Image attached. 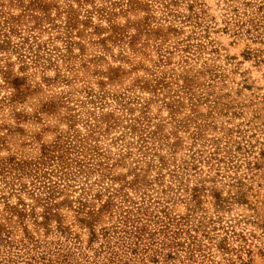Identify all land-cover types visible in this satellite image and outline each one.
<instances>
[{
  "label": "rangeland",
  "instance_id": "rangeland-1",
  "mask_svg": "<svg viewBox=\"0 0 264 264\" xmlns=\"http://www.w3.org/2000/svg\"><path fill=\"white\" fill-rule=\"evenodd\" d=\"M242 2L0 0V165L9 164L0 174V235L53 248L66 239L60 225L86 242L87 221L100 230L144 196L152 207L215 220L217 233H229L233 252L215 250L205 264H264V23L250 35L237 33L228 23L232 10L252 11ZM156 81L153 98L141 85ZM147 104L154 124L183 139L174 159L158 150L169 159L162 170L116 140L128 108L138 116ZM111 111L121 127L99 133L94 125ZM214 140L228 146L220 170L197 163L180 178L170 175L192 161L191 147L208 151ZM45 149L64 151L71 165L55 214L40 224L39 170L16 168ZM137 174L144 180L138 193L124 185ZM195 188L199 200L192 199Z\"/></svg>",
  "mask_w": 264,
  "mask_h": 264
},
{
  "label": "trees",
  "instance_id": "trees-1",
  "mask_svg": "<svg viewBox=\"0 0 264 264\" xmlns=\"http://www.w3.org/2000/svg\"><path fill=\"white\" fill-rule=\"evenodd\" d=\"M242 4L251 7L252 11L244 9L245 12L242 13L240 9L234 8L232 10L234 18L228 23L237 33L250 35L253 29L262 28L260 22L264 23V0L258 4H256V0H243ZM199 17L197 13L196 21ZM169 29L178 31L177 28L169 27ZM159 84V81L145 82L141 88L149 91L153 98H157L159 97ZM125 104L127 102H124L123 106ZM167 107L171 106L167 104ZM148 109V104L144 105L141 114L134 116L132 115L134 109L128 108L129 116L126 113L123 115L125 118L122 119V122L126 120L128 124L122 126L125 130L116 136V140L124 142L121 146L125 148L124 152L131 154L133 149L137 148L145 158H150L153 162L157 161L155 167L162 170L168 167L169 159L165 155H160L158 150L166 149L169 157L174 159V154H176L177 148L182 145L183 139L176 132H163L160 126L152 122L148 115ZM94 126L102 129V131L99 130V133L109 134L111 130L121 127V117L111 111L103 114L101 121ZM129 138L132 140L130 141ZM193 138V144L196 146L200 140V133H194ZM227 147V144L225 147L220 146L217 140L213 141L212 147L208 151L191 147L189 158L192 161H184L185 166L175 165V168L178 167V169H169L170 175L180 178L184 172L187 174L192 167L196 168L197 163H211V170H215L217 167L216 170H220V164L224 159L220 155ZM59 149L57 153L55 150L45 149L39 160L31 163L30 166L26 164L19 167L17 164L16 170L27 174L36 173L39 170V180L43 184L41 187L45 190L44 197H40L39 201H42L46 207L43 215L44 221L40 224H46L47 220L51 218L50 216L55 214L51 210L56 208L59 203L54 202V197L56 193H62L64 186L68 185L66 176L70 173L68 170H70L71 164L68 154L66 155ZM149 152L153 153L150 155ZM8 165L4 163L0 165L1 175L6 171ZM47 166L51 167V170ZM143 181L137 174L134 179L125 181L124 185L138 193L143 186ZM61 184L63 187H60ZM111 194L116 195L114 192ZM200 196L201 191L195 188L192 199L199 200ZM141 198L142 202L140 203L130 200V203H133L132 207L126 209L122 207V214L117 221L100 230L93 228L92 223L87 221L86 224L91 230L86 242L81 240L78 235H72L60 225L57 229L61 235H65L66 239L58 240L53 248H42V242L38 243L33 238H30V242L33 244V248H30L23 240L13 242L0 235V246H8L6 251L0 250V264H205L208 261H213L215 250L224 255L233 252L234 249L228 242L229 233H217L215 220H208L206 217L195 220L193 214L172 215L169 207L159 205L161 203H158L159 207L156 205L152 207L148 205L144 196ZM217 204L221 205V198L218 199ZM111 207L112 203L109 199L103 209L108 211ZM9 208L13 210V213L16 212L15 207L9 206ZM67 240H69L68 243Z\"/></svg>",
  "mask_w": 264,
  "mask_h": 264
}]
</instances>
